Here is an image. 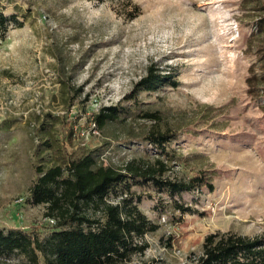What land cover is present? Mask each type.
<instances>
[{
  "label": "rangeland",
  "instance_id": "1",
  "mask_svg": "<svg viewBox=\"0 0 264 264\" xmlns=\"http://www.w3.org/2000/svg\"><path fill=\"white\" fill-rule=\"evenodd\" d=\"M131 2L0 0L6 16L25 20L0 40V230L40 238L56 230L46 206L29 200L37 167L91 154L118 168L156 155L129 136L150 126L141 112L157 111L162 128L178 133L167 146L181 155L170 175L200 170L214 189L170 195L133 182L138 209L157 229L135 240L143 253L117 264H196L208 234L264 235V100L245 82L250 68L260 71V14L254 0ZM152 64L174 71L177 87L125 100ZM108 106L123 110L120 121L97 129L93 115Z\"/></svg>",
  "mask_w": 264,
  "mask_h": 264
},
{
  "label": "trees",
  "instance_id": "2",
  "mask_svg": "<svg viewBox=\"0 0 264 264\" xmlns=\"http://www.w3.org/2000/svg\"><path fill=\"white\" fill-rule=\"evenodd\" d=\"M105 1V0H94ZM125 1L132 5L131 0ZM260 16L255 24L261 40L257 51L261 54L260 71L250 68L246 78L247 94L264 100V0H254ZM136 9V6H134ZM25 21V20H24ZM15 15L6 16L0 9V40L12 28H21L23 22ZM177 87L174 71L161 72L155 65L148 66L146 74L133 87L125 100L133 101L140 92H150L161 86ZM121 105V104H120ZM264 109V105H261ZM123 110L117 106L102 107L93 115L94 125L103 129L120 121ZM140 118L150 123L144 130H133L129 141H139L154 147L153 157H134L118 168L97 164L91 154L71 159L64 166L47 169L37 167L38 177L29 189V200L34 206L44 205V216L53 219L56 230L40 238L17 228L0 230V259L12 255L23 256L25 264H117L131 253H143L146 244H137L157 225L151 223L138 209L140 196L131 191L133 182L150 184L170 195L207 189L213 191L210 176L197 171L188 177H172L181 155L167 146L178 133L171 127L162 128L157 111H143ZM115 201L108 197L118 192ZM181 214L190 212L175 203ZM196 264H264V235L248 237L233 232L208 234L202 243ZM0 264H5L0 262Z\"/></svg>",
  "mask_w": 264,
  "mask_h": 264
},
{
  "label": "built area",
  "instance_id": "3",
  "mask_svg": "<svg viewBox=\"0 0 264 264\" xmlns=\"http://www.w3.org/2000/svg\"><path fill=\"white\" fill-rule=\"evenodd\" d=\"M93 125H94V123H93ZM94 126H95V125H94ZM48 221H49L51 224H54V223H55L53 219H48Z\"/></svg>",
  "mask_w": 264,
  "mask_h": 264
}]
</instances>
